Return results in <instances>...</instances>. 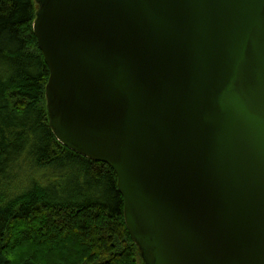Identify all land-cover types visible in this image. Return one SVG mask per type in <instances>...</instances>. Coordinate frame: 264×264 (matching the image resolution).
Masks as SVG:
<instances>
[{"label":"water","instance_id":"95a60500","mask_svg":"<svg viewBox=\"0 0 264 264\" xmlns=\"http://www.w3.org/2000/svg\"><path fill=\"white\" fill-rule=\"evenodd\" d=\"M57 139L110 164L144 264H264V0H36Z\"/></svg>","mask_w":264,"mask_h":264},{"label":"trees","instance_id":"16d2710c","mask_svg":"<svg viewBox=\"0 0 264 264\" xmlns=\"http://www.w3.org/2000/svg\"><path fill=\"white\" fill-rule=\"evenodd\" d=\"M36 0H0V264H144L118 176L57 139Z\"/></svg>","mask_w":264,"mask_h":264}]
</instances>
